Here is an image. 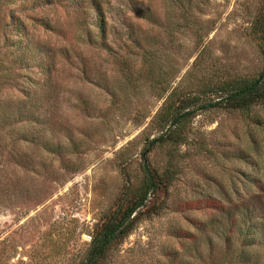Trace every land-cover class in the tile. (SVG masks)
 I'll return each mask as SVG.
<instances>
[{
    "label": "rangeland",
    "instance_id": "obj_1",
    "mask_svg": "<svg viewBox=\"0 0 264 264\" xmlns=\"http://www.w3.org/2000/svg\"><path fill=\"white\" fill-rule=\"evenodd\" d=\"M263 18L264 0H0V264H83L145 154L174 180L104 264H264V106L150 146L183 99L215 98L202 85L260 75Z\"/></svg>",
    "mask_w": 264,
    "mask_h": 264
},
{
    "label": "trees",
    "instance_id": "obj_2",
    "mask_svg": "<svg viewBox=\"0 0 264 264\" xmlns=\"http://www.w3.org/2000/svg\"><path fill=\"white\" fill-rule=\"evenodd\" d=\"M255 30L258 33L264 58V18L258 22ZM202 88H208L205 92L215 98L205 104L199 103L197 97L183 99L181 109L167 121L169 127L167 132L151 143L152 148L158 143L177 142L175 134L178 128L186 125L199 110L215 108L249 115L256 107L264 106V67L257 78L232 80L209 86L202 85ZM144 174V185L137 194L127 201V205H121L95 234L90 252L83 264H104L113 247L134 230L137 213L147 207L149 195H156L162 188L168 189L174 180V174L170 168L162 174L151 170L147 154H145ZM255 210L257 213L260 209L257 207Z\"/></svg>",
    "mask_w": 264,
    "mask_h": 264
}]
</instances>
